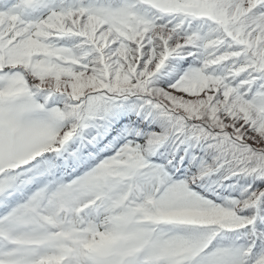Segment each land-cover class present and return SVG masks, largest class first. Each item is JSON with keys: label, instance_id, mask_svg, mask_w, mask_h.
I'll list each match as a JSON object with an SVG mask.
<instances>
[{"label": "snow or ice", "instance_id": "obj_1", "mask_svg": "<svg viewBox=\"0 0 264 264\" xmlns=\"http://www.w3.org/2000/svg\"><path fill=\"white\" fill-rule=\"evenodd\" d=\"M0 264H264V0H0Z\"/></svg>", "mask_w": 264, "mask_h": 264}]
</instances>
